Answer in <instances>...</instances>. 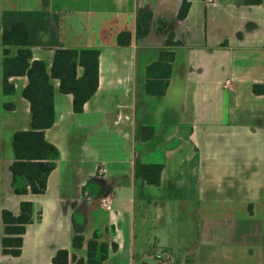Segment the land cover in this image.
Listing matches in <instances>:
<instances>
[{
    "label": "crops",
    "instance_id": "1",
    "mask_svg": "<svg viewBox=\"0 0 264 264\" xmlns=\"http://www.w3.org/2000/svg\"><path fill=\"white\" fill-rule=\"evenodd\" d=\"M181 1L173 4L172 31L183 45L171 48L175 59L165 95L154 96L146 92V68L166 48L167 36L153 40L150 30L136 40V18L147 9L145 1L51 0V8L65 14L64 46L100 49L99 86L76 113L72 94L63 93L59 79L51 78L56 116L45 137L58 148L59 158L43 195H16L11 186L13 136L31 129V112L23 96L26 76L11 77L14 91H2L0 37V264H53L62 248L86 257L95 232L109 245L107 264H150L146 244L154 242L190 249L184 253L191 256L180 264H264V93L253 91L254 85L264 86V0L256 5L231 0V22L241 14L240 25L250 29L234 27L229 36L219 28L205 42H196L191 10L178 20ZM41 8L42 0H0V28L5 10ZM123 30L133 34L129 46L117 44ZM17 48L11 46L10 54ZM31 49L50 72L57 47ZM146 125L155 133L143 140ZM149 162L164 164L158 186L146 184L138 173V165ZM104 199H110L108 208ZM23 200L31 201L32 221L22 253L4 254L2 210L19 214ZM175 204L177 228L153 223L146 236L148 210ZM184 209L200 224L197 249L193 238L185 241ZM156 219L163 215L158 212ZM76 234L86 240L80 250L72 248ZM165 254L154 252V264L168 261L170 253Z\"/></svg>",
    "mask_w": 264,
    "mask_h": 264
},
{
    "label": "trees",
    "instance_id": "2",
    "mask_svg": "<svg viewBox=\"0 0 264 264\" xmlns=\"http://www.w3.org/2000/svg\"><path fill=\"white\" fill-rule=\"evenodd\" d=\"M263 0H246L247 4H261ZM191 7L189 0H183L177 13L178 20L188 16ZM64 13L51 8V0H42L39 10H5L2 14L0 28L1 44L4 47L2 62L4 93H12L14 86L10 78L26 76L27 85L23 96L30 103L31 129L20 130L13 136L14 160L10 164L11 186L14 194L20 196L43 195L48 187L51 173L57 168L59 151L45 137V130L55 122L54 86L51 78L59 79L60 90L72 94L73 110L81 113L85 104L92 98L99 86L98 48H72L64 46L61 36L64 24ZM153 13L145 10L136 18V40L146 37L151 30ZM133 34L123 30L117 35L119 46H129ZM36 45L56 46V52L50 72L46 63L34 59L32 47ZM174 31H170L165 46L156 61L146 68V92L154 96L165 95L171 78L175 52L171 49L182 46ZM15 46L17 52L10 54V47ZM79 68H82L79 74ZM254 92L264 93L263 85H254ZM12 108V104H5ZM155 133L153 126L142 127V139L148 140ZM163 163H141L137 170L146 184L158 186L161 183ZM250 212L252 208L250 206ZM1 220L3 234L2 252L12 256L22 253L24 234L32 221V204L23 200L19 214L8 209L2 210ZM95 232L87 241L86 257H77L68 249H59L52 258L53 264H107L109 245L99 240ZM86 240L82 234L72 238V248L80 250ZM113 249L117 247L112 245Z\"/></svg>",
    "mask_w": 264,
    "mask_h": 264
},
{
    "label": "rangeland",
    "instance_id": "3",
    "mask_svg": "<svg viewBox=\"0 0 264 264\" xmlns=\"http://www.w3.org/2000/svg\"><path fill=\"white\" fill-rule=\"evenodd\" d=\"M143 1L147 3L148 7L146 10H149L153 13V19L151 22V39L157 40L161 38L163 35L168 36L169 31L173 30L172 26L176 21L174 15L176 11H174L173 4L174 1L178 2V0H140L141 4ZM189 1L191 2V9H190L191 14L189 18V25L191 26L193 31H195L193 35L196 37V42L197 40L205 42L207 40V37L209 36L212 38L214 34L219 33L220 31L219 28L222 29L223 31L226 29V32L229 36L234 31V27L237 28L240 27L241 30L250 29V25L247 23H242L240 25L241 14L238 15L237 19L234 20V22H231L230 17L228 16V10L231 9L232 7L231 3H234L231 0H217L215 5L207 4L205 0H189ZM179 8L177 9V13ZM236 117H238L237 119L239 120V116L236 115ZM247 120L251 121L252 117H248ZM217 172H220V170ZM196 184L199 185L198 180H196ZM175 205L176 206L174 207L172 205V208L166 210L162 209L158 211L159 216L160 214L163 215V220L156 219L158 212L154 210V207H151L148 210L147 219L149 225L146 228L147 229L146 236L151 235L152 231L154 230L153 223L161 224L162 222L166 221L168 223V228L170 229L177 228V225H179V221L176 218L178 206L177 204ZM182 212L187 216V219L184 221L186 222L185 223L186 225L184 226L185 241L187 240L189 242L193 238L196 243V249H197L198 239L200 236V230H199L200 224L197 220V217H196V222L194 221V215L191 213L190 209H184V211ZM187 222L188 223L194 222L195 224L191 223L190 225ZM189 227L193 230V232L191 233L189 232L190 230ZM166 245L169 246L168 243ZM187 250L190 249L181 248L177 250L175 249L172 250L170 247L167 249L165 248V246L161 247L160 244L157 242L156 243L154 242V244L152 243L151 245H148L147 243L146 244L147 261L150 264H154L155 262L154 252L162 256H166L165 253L169 252L170 254H168L169 259L167 262L169 264H180L183 263L187 259V257L191 256L187 253H184L187 252ZM241 261L245 262L246 260L244 259L239 260V262Z\"/></svg>",
    "mask_w": 264,
    "mask_h": 264
},
{
    "label": "built area",
    "instance_id": "4",
    "mask_svg": "<svg viewBox=\"0 0 264 264\" xmlns=\"http://www.w3.org/2000/svg\"><path fill=\"white\" fill-rule=\"evenodd\" d=\"M205 1L207 4H211V3L215 2V0H205ZM99 171H100V173H103L104 169L100 168ZM102 205H103V207L108 208L110 206V199H104L102 201ZM157 264H169V263L167 261H164L162 258H160V260Z\"/></svg>",
    "mask_w": 264,
    "mask_h": 264
}]
</instances>
